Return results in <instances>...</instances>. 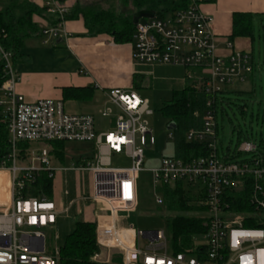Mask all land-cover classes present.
I'll list each match as a JSON object with an SVG mask.
<instances>
[{"label":"built area","instance_id":"built-area-1","mask_svg":"<svg viewBox=\"0 0 264 264\" xmlns=\"http://www.w3.org/2000/svg\"><path fill=\"white\" fill-rule=\"evenodd\" d=\"M203 0H189L187 7L165 17L139 20L134 31L132 58L146 65H173L185 69V80L208 97L200 129L185 134L188 142H207L208 152L189 159L163 157L160 168H143V149L154 144L147 116L152 114L148 101L133 90L111 88L106 96L119 113L115 127L97 132L91 115L68 114L61 100L39 99L27 102L15 90L19 78L14 72L12 53L0 46L5 80L1 86L0 109L7 126L10 152L0 164L9 184L5 200L0 202V264H57L58 249L49 250L45 230L53 229L58 211L44 194L32 195L30 188L42 174L53 179L52 149L27 151L21 158V142H91L95 154L71 169L87 171L91 177L88 199L104 204L108 222L95 227L99 250L93 259L101 263L99 251L116 250L122 264H264V154L256 143L243 141L238 151L250 158L227 160L217 153L214 138L215 119L212 102L215 96L243 83L252 72L250 54L227 47V56L217 54L212 18L200 5ZM45 13L55 23L40 27V35L66 38L64 22L70 10L63 0H46ZM0 30V37H5ZM111 108L101 114L107 116ZM168 137L173 133L168 130ZM124 154L127 167H112L110 156ZM27 159L18 166L17 161ZM150 177V190L156 204H162V185L182 182L197 186L205 198L200 213L203 242L190 250L171 253L162 230H140L134 226L118 228L117 216L139 206L140 173ZM248 192L247 209L235 211L232 204L242 203L240 195ZM250 222L254 226H244ZM143 243V244H142ZM193 251V252H192Z\"/></svg>","mask_w":264,"mask_h":264},{"label":"trees","instance_id":"trees-1","mask_svg":"<svg viewBox=\"0 0 264 264\" xmlns=\"http://www.w3.org/2000/svg\"><path fill=\"white\" fill-rule=\"evenodd\" d=\"M103 1L107 0H78L71 7L66 19L81 18L88 35L106 34L111 36L116 43L133 41L136 25L132 21V15L135 12L145 9L165 17L175 11L185 9L189 3V0H114L116 4L114 3L113 7L105 9L102 5ZM33 16H40L49 23H55L53 18L45 13L43 6L38 7L27 0H0V30L2 29L6 33L5 37H0V46L3 50L12 53L14 61L20 57L19 50L23 47L24 41L40 35V28L33 21ZM253 29L252 15L235 13L232 18L230 38L249 37L253 40ZM5 78L4 62L0 57V96L1 86ZM207 100L208 97L201 89L194 88L192 83L187 82L183 89L172 91L170 98L159 107L160 113L167 119V125L169 123L175 125V128L171 130L174 140L173 157L189 159L208 152L207 142L210 139L192 142L185 139V134L188 131L201 128ZM232 105L233 102L222 95H217L213 99L211 108L214 112V138L216 140L219 130L218 120L223 118L225 106L231 107ZM244 107H240L242 112ZM246 140H249V137L243 135L239 130L237 149L230 151L227 148L225 152L220 153L221 144L217 142V153L224 160H238L242 154L238 151V147ZM49 143L55 157L58 160L63 159L64 142ZM263 143L264 139L261 140L260 145ZM18 148L21 158L26 157V150L29 148L28 142L19 143ZM258 148L260 150V147ZM9 152L7 126L0 109V164L6 159ZM173 185L172 187L168 184L162 185L159 192L162 197V204H165L172 213L168 216L166 237L170 252L176 253L190 250L194 245L193 239L204 232L200 213L205 210V206L199 202L204 201L205 194L199 187L194 195L188 191L185 192L182 182H176ZM30 191L34 196L44 194L50 198L52 179L42 173ZM247 196L248 192L243 191L239 196L242 203H234L232 208L235 211L247 209ZM244 226L254 225L245 222ZM95 227L96 225L92 222H75L72 231L65 236L63 244L58 247L57 264H98L93 259L94 253L99 250L95 241Z\"/></svg>","mask_w":264,"mask_h":264},{"label":"crops","instance_id":"crops-1","mask_svg":"<svg viewBox=\"0 0 264 264\" xmlns=\"http://www.w3.org/2000/svg\"><path fill=\"white\" fill-rule=\"evenodd\" d=\"M27 1L41 7L46 0ZM63 1L71 11V7L78 0ZM200 8L212 18V30L215 35V47L218 55L227 56L230 53L227 43L240 51L247 53L250 51L253 40L249 37L230 38L232 18L235 13H248L253 16V24L255 25V19L260 21L264 18V0H203ZM33 21L36 22L38 28L49 24L40 16H33ZM64 30L69 34L66 38L53 39L39 35L24 41L23 47L19 50L20 57L15 61L11 59L14 72L19 78L15 90L27 102H35L39 99H55L61 100L63 105L65 101L90 104L94 112L84 110V113H77L76 115H91L97 132L114 129L119 113L108 102L106 94L109 89L133 90L139 95L138 90L153 88L154 84L157 85V79L153 77L170 71L174 73L176 86H173L170 91L168 89L158 91H169L171 95L172 91L183 89L188 82L184 76L185 69L180 66L136 63L132 58L130 43H116L111 36L106 34L88 35L81 18L66 19ZM65 92H68L67 95ZM105 108L112 110L107 116L101 114ZM95 114L102 117H114L111 128L98 129ZM27 161V159L21 160L23 165H26ZM60 171L74 170L56 168L52 179V192L56 173ZM88 175L87 194L85 193L79 199L88 202L86 219L83 221L92 222L95 225L108 222L110 217L104 204L88 199L91 192L89 172ZM63 183L67 184V181L64 180ZM5 194L2 197L4 200ZM63 194L68 195V190H63ZM52 195L50 199L53 201ZM72 204L73 202L67 207L61 208L62 203L58 199L55 203L58 211L55 225L57 222L59 224L60 214L66 215ZM99 253L102 262L98 264H115L114 254L118 253L116 250L102 249ZM121 262L122 259L118 264H122Z\"/></svg>","mask_w":264,"mask_h":264},{"label":"rangeland","instance_id":"rangeland-1","mask_svg":"<svg viewBox=\"0 0 264 264\" xmlns=\"http://www.w3.org/2000/svg\"><path fill=\"white\" fill-rule=\"evenodd\" d=\"M116 4L114 0L103 1V8H111ZM157 17H161L157 15ZM47 38V37H46ZM49 40V39H48ZM250 54V64L252 72L248 79L236 84L225 92L221 93L223 97L231 100L233 105L231 107L225 106V114L223 118H219L217 142L221 144L220 153L225 152L226 149L234 151L238 146V131L243 135L249 137L250 142L256 143L260 147V151L264 153V18L255 19L253 29V42ZM174 73L157 74L153 77L157 85L153 88L138 90L139 96L148 101V106L152 110V114L147 116L149 127L153 131L154 144L143 149V168L152 169L160 168L163 157L174 156V140L173 137H168L169 131L167 127V119L162 116L159 107L168 100L170 96V89L175 82ZM174 84V85H173ZM168 89V92L158 90ZM241 106L244 111L240 110ZM85 108V109H83ZM64 109L66 113H84V110L93 111L88 103L77 101H65ZM96 127L98 129H110L114 123V117H102L95 114ZM29 144V151H36L40 148L52 149L50 143L46 142H32ZM63 159L58 160L54 153H52L51 167L60 169H71L72 165L79 166L80 161L91 160L94 156V147L91 142H64ZM252 154L242 153L241 158H250ZM23 162L17 161L18 166H23ZM110 164L112 167H127L130 160L124 154H114L110 156ZM87 171H60L56 173L55 182L52 192L53 202L61 200L62 206L67 207L73 202L72 207L68 213L60 214L57 225L53 229L45 230L46 245L49 250H56L63 244L65 236L70 233L74 227L75 222L86 219V209L88 202L79 200L82 195L87 194V187L89 183ZM8 174L0 172V201L4 200L2 197L8 194ZM64 180L67 184L63 183ZM174 186L173 184L170 187ZM184 191L196 194L197 186L183 185ZM63 190H68V195L63 194ZM86 190V191H85ZM193 198V197H192ZM54 203V204H55ZM172 213L165 204H156L150 190V177L146 171L140 173L139 181V206L136 211L130 213H122L120 217L115 220L118 228L134 226L140 230H162L167 234L168 216ZM196 243H202L203 239L200 235L195 237ZM143 244V243H142ZM112 253V252H111ZM121 256L119 253L114 254L115 264H118Z\"/></svg>","mask_w":264,"mask_h":264},{"label":"water","instance_id":"water-1","mask_svg":"<svg viewBox=\"0 0 264 264\" xmlns=\"http://www.w3.org/2000/svg\"><path fill=\"white\" fill-rule=\"evenodd\" d=\"M154 16H155V12L142 9V10L135 12L132 15V21L136 25L139 20L153 18ZM174 128H175L174 123H169L166 127L167 130H172Z\"/></svg>","mask_w":264,"mask_h":264}]
</instances>
